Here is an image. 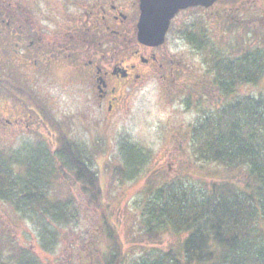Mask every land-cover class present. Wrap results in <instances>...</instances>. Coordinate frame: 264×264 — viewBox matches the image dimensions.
Returning a JSON list of instances; mask_svg holds the SVG:
<instances>
[{
    "label": "trees",
    "instance_id": "1",
    "mask_svg": "<svg viewBox=\"0 0 264 264\" xmlns=\"http://www.w3.org/2000/svg\"><path fill=\"white\" fill-rule=\"evenodd\" d=\"M229 2L227 5L234 4ZM256 4V16L253 9H245L247 15L255 17L237 26L245 34L235 42L216 43L201 18L183 33L207 67L198 87L224 98L220 106L203 113L191 125L193 157L236 171L240 178L210 176L207 180L199 176L190 182L149 175L139 205L140 234L154 243L165 232L183 233L168 248L142 245L141 253L128 257L116 233L113 212L105 200L89 146L70 141L66 129L52 117V110L42 109V101L37 103L38 109L57 132L56 145L52 149L38 143L37 148L8 153L0 149V200L38 220L45 247L55 236L49 225H76L96 216L98 221L93 226H99V232L88 230L77 243L74 239L67 264H81L77 258L90 249L96 259L91 258L89 264H264V93L238 92L241 86L256 84L264 77V0ZM243 16L247 17L245 12ZM34 95L32 88H23L24 106L33 103ZM131 158L127 153L130 166ZM15 166L22 180L13 172ZM122 170L120 165L112 169L115 175ZM63 172L70 182L67 188L72 185L75 191L68 190L63 196L59 190L49 196ZM12 242L8 234L0 236V264H39L27 249ZM7 248L13 254L5 253Z\"/></svg>",
    "mask_w": 264,
    "mask_h": 264
},
{
    "label": "rangeland",
    "instance_id": "2",
    "mask_svg": "<svg viewBox=\"0 0 264 264\" xmlns=\"http://www.w3.org/2000/svg\"><path fill=\"white\" fill-rule=\"evenodd\" d=\"M71 1L81 3L83 0H22L24 3H34L31 4L34 9L38 6L42 9L43 4L47 3L49 12L42 9L41 13L39 9L36 10V15H52V10L59 3L61 5ZM88 1L92 0H86L87 3ZM113 1L127 3L131 8L135 6V10L138 11V0ZM220 1L223 4L218 2L207 9L200 7L181 11L171 22L161 48L181 63L172 83L161 81L159 73L155 72L134 87L125 89L121 87L120 104L110 113L106 108L96 105L91 88H88L85 100L77 93L76 88L63 87L53 80L48 85L33 88L39 91L36 92L41 98L45 95L52 100L56 108L54 111L56 120L68 132V139L89 146L93 156V167L100 177L105 200L109 202L113 212L116 233L121 239L124 251H128V257L141 253L142 245L149 248L154 245L165 249L168 248V244L183 236V233L165 232L160 235L157 242L150 243L146 241L144 234H140L142 228L138 217L139 205L144 198L143 191L149 175L160 174L165 179L181 178L190 182H195L199 176H205L207 180H210V176L240 178L238 172H229L222 165L196 160L190 148L191 125L203 113L220 106L224 98L208 88L203 91L198 87L200 79L205 77L207 67L201 54L185 41L181 30L183 29L184 33L195 19L201 18L216 43L235 42L241 39L243 33L245 34V31L237 26L242 21L247 22L248 18L258 15L254 11L258 6L256 4L258 0ZM229 1L234 2L235 7L227 5ZM250 8L253 9L252 14L255 16L246 14L245 9ZM244 12L247 17L243 16ZM112 52L114 51L110 53ZM54 78L55 80L58 78L56 72ZM209 91L212 92V97ZM238 92L264 93V77L256 84L241 86ZM11 106L14 107L11 102H2L0 115L5 116L4 113H7ZM15 127L17 128V125ZM19 129H0V149H7L5 151L7 153L27 150L29 148L25 147L26 144L33 142L36 146L38 141L47 143L54 149L57 132L51 128L50 132L42 130L38 137L37 135L34 137L24 126L20 125ZM20 143L23 146L17 148ZM127 153L132 157L131 166L126 163ZM105 165L108 166L107 171ZM116 165L123 168L122 174L113 173V166ZM17 169L15 166L13 172L18 180H22ZM65 174L69 176L70 171H65ZM61 176L56 189L49 191V196L53 197L59 190L63 196L68 190L75 191L72 185L67 188L70 182L68 178L63 177L64 172ZM0 220H2L0 236L8 234L13 240L12 244L27 249L39 264H67L71 255L70 243L74 239L76 240L74 243H77L78 237L86 234L88 230H94L95 234L99 232V226L96 229L93 226L94 221H98L96 216L90 220H81L76 225L62 227L51 224L49 229L55 232V236L49 238L45 247L38 220L23 215L10 202L0 200ZM100 234L102 239L101 228ZM8 251L13 254L8 248L5 249V253L8 254ZM92 252L90 249L77 259L81 260V264H89L91 258L96 259Z\"/></svg>",
    "mask_w": 264,
    "mask_h": 264
},
{
    "label": "flooded vegetation",
    "instance_id": "3",
    "mask_svg": "<svg viewBox=\"0 0 264 264\" xmlns=\"http://www.w3.org/2000/svg\"><path fill=\"white\" fill-rule=\"evenodd\" d=\"M31 4L0 0V105L8 101L14 106L0 115L2 130H20L21 125L34 137L44 129L50 132L37 103L42 101L47 112L56 108L49 97L43 94L46 99L41 98L33 88L52 80L76 88L84 100L91 88L96 105L110 113L120 104L121 87H134L155 72L161 81L172 83L181 67L161 45L138 41L139 3L137 11L135 6L113 0L71 1L59 3L52 15H36L40 6L34 9ZM42 9L49 12L47 3ZM24 87L35 92L29 107L21 97Z\"/></svg>",
    "mask_w": 264,
    "mask_h": 264
},
{
    "label": "water",
    "instance_id": "4",
    "mask_svg": "<svg viewBox=\"0 0 264 264\" xmlns=\"http://www.w3.org/2000/svg\"><path fill=\"white\" fill-rule=\"evenodd\" d=\"M216 0H139L137 39L147 45L164 41L171 18L189 6H211Z\"/></svg>",
    "mask_w": 264,
    "mask_h": 264
}]
</instances>
